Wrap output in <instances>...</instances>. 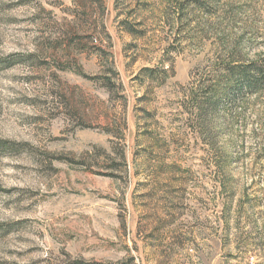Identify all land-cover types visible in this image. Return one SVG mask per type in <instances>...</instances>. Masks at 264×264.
Segmentation results:
<instances>
[{
	"label": "rangeland",
	"instance_id": "rangeland-1",
	"mask_svg": "<svg viewBox=\"0 0 264 264\" xmlns=\"http://www.w3.org/2000/svg\"><path fill=\"white\" fill-rule=\"evenodd\" d=\"M250 65L264 0H0V264H264Z\"/></svg>",
	"mask_w": 264,
	"mask_h": 264
},
{
	"label": "trees",
	"instance_id": "trees-1",
	"mask_svg": "<svg viewBox=\"0 0 264 264\" xmlns=\"http://www.w3.org/2000/svg\"><path fill=\"white\" fill-rule=\"evenodd\" d=\"M232 75L236 76V78L238 77L233 83H235V87L238 88L240 92L242 90L251 91L257 84H264V70L254 65L247 66L241 72ZM235 93L236 92L232 93L234 98L236 95Z\"/></svg>",
	"mask_w": 264,
	"mask_h": 264
}]
</instances>
